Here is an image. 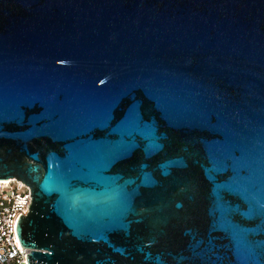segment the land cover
<instances>
[{"label":"water","instance_id":"1","mask_svg":"<svg viewBox=\"0 0 264 264\" xmlns=\"http://www.w3.org/2000/svg\"><path fill=\"white\" fill-rule=\"evenodd\" d=\"M28 264H264V0H0V179Z\"/></svg>","mask_w":264,"mask_h":264},{"label":"built area","instance_id":"2","mask_svg":"<svg viewBox=\"0 0 264 264\" xmlns=\"http://www.w3.org/2000/svg\"><path fill=\"white\" fill-rule=\"evenodd\" d=\"M30 187L16 177L0 179V264H28V248L16 233L18 217L29 211Z\"/></svg>","mask_w":264,"mask_h":264}]
</instances>
